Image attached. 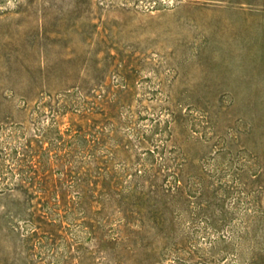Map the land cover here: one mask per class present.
<instances>
[{
  "label": "rangeland",
  "instance_id": "rangeland-1",
  "mask_svg": "<svg viewBox=\"0 0 264 264\" xmlns=\"http://www.w3.org/2000/svg\"><path fill=\"white\" fill-rule=\"evenodd\" d=\"M0 264H264V0H0Z\"/></svg>",
  "mask_w": 264,
  "mask_h": 264
}]
</instances>
